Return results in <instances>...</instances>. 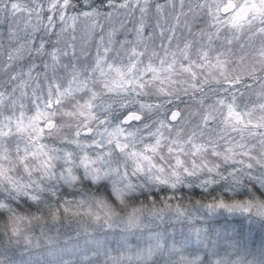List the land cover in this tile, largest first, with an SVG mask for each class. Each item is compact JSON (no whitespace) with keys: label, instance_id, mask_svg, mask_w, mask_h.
<instances>
[{"label":"snow or ice","instance_id":"1","mask_svg":"<svg viewBox=\"0 0 264 264\" xmlns=\"http://www.w3.org/2000/svg\"><path fill=\"white\" fill-rule=\"evenodd\" d=\"M0 264H264V0H0Z\"/></svg>","mask_w":264,"mask_h":264}]
</instances>
